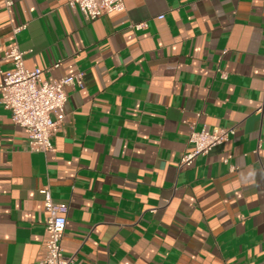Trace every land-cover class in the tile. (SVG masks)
<instances>
[{
	"label": "crops",
	"instance_id": "0c3cea01",
	"mask_svg": "<svg viewBox=\"0 0 264 264\" xmlns=\"http://www.w3.org/2000/svg\"><path fill=\"white\" fill-rule=\"evenodd\" d=\"M70 1L0 0V71L17 44L43 79L82 74L49 152L0 101V264L46 258L42 189L75 264H264V0ZM204 125L235 134L182 165Z\"/></svg>",
	"mask_w": 264,
	"mask_h": 264
},
{
	"label": "built area",
	"instance_id": "2783aa9c",
	"mask_svg": "<svg viewBox=\"0 0 264 264\" xmlns=\"http://www.w3.org/2000/svg\"><path fill=\"white\" fill-rule=\"evenodd\" d=\"M10 8L14 0H3ZM126 0H71L69 6L78 8L88 21L105 13L125 10ZM144 24L136 25L141 28ZM25 25L17 27V33ZM25 52L19 45L6 51L4 58L11 61V68L0 71V101L10 114L15 125L25 128L29 133L27 148L30 151L49 152L54 146L53 136L60 132L67 120L65 110L68 94L66 88L82 84V74L61 79H43V69H29L24 63ZM59 63L53 65L58 67ZM220 78L227 79L228 73L220 71ZM235 134L234 128L210 127L192 128L189 143L192 148L186 151L181 164L190 166L199 156L228 141ZM44 195V207L48 213L46 228V258L39 264H75V256L64 253L62 241L67 225L66 209L54 202L48 189L40 191Z\"/></svg>",
	"mask_w": 264,
	"mask_h": 264
}]
</instances>
